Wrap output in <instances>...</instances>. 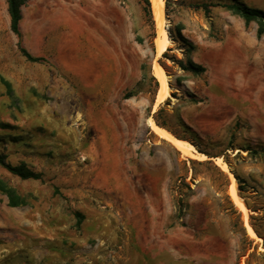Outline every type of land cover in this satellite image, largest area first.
Segmentation results:
<instances>
[{
	"label": "rangeland",
	"instance_id": "obj_1",
	"mask_svg": "<svg viewBox=\"0 0 264 264\" xmlns=\"http://www.w3.org/2000/svg\"><path fill=\"white\" fill-rule=\"evenodd\" d=\"M163 2L167 57L143 0H27L30 62L0 0V78L13 92L0 82V154L41 174L0 166L27 202L0 194V264H264V35L221 7L264 0ZM155 64L169 80L156 107ZM154 119L207 159L157 138Z\"/></svg>",
	"mask_w": 264,
	"mask_h": 264
},
{
	"label": "trees",
	"instance_id": "obj_2",
	"mask_svg": "<svg viewBox=\"0 0 264 264\" xmlns=\"http://www.w3.org/2000/svg\"><path fill=\"white\" fill-rule=\"evenodd\" d=\"M7 5V13L10 20V30L11 32L18 38V49L21 52V54L30 62H37L40 58H34L32 57L22 46H21V32L19 29V23L21 21V7L25 5L27 0H5ZM146 4L149 14H150V2L149 0H143ZM222 8H225L228 11H231L234 15L239 16L244 21L245 26H248L250 23H255L257 25V37L261 38L264 35V11L252 8L244 3L241 2H233L229 4H222ZM205 13H207V6H204ZM193 46L189 45L188 49H192ZM163 57H167V53L164 52L162 54ZM174 61V60H173ZM186 62L188 69L191 72L195 73H202L204 71V68H202L199 65L194 64L188 57H186ZM1 84L6 88V94L9 97H12L13 92L11 89V86L9 82H7L5 79L0 78ZM159 110L158 112H160ZM154 122L157 126L162 127L166 130V126L159 122L157 119H154ZM173 136H175L178 139H181L179 136L173 133ZM0 166L4 168L7 172L10 174L22 179H33V180H39L41 179V174L32 171L24 162H21L17 165H11L10 163L5 161V155L0 154ZM238 183H241V180L238 179ZM240 187V186H239ZM241 190V188H239ZM0 194L4 195L7 198V205L10 208H17L27 205L26 199L20 197L16 191L8 186L5 182L0 180ZM80 217V216H79ZM81 220V218H80ZM79 223V222H78Z\"/></svg>",
	"mask_w": 264,
	"mask_h": 264
},
{
	"label": "bare ground",
	"instance_id": "obj_3",
	"mask_svg": "<svg viewBox=\"0 0 264 264\" xmlns=\"http://www.w3.org/2000/svg\"><path fill=\"white\" fill-rule=\"evenodd\" d=\"M151 11L153 18L155 20V27H156V39H155V49L156 55L162 54L164 51L167 50L170 46H172L173 42L167 37L166 28H167V21L164 17V2L163 0H149ZM154 76L159 81V89L157 92L156 100L154 103V107L160 105L163 101H165L169 96V88L167 86L168 78L165 76L163 70L160 66L155 64L153 66ZM169 81V80H168ZM171 90V89H170ZM150 130L161 140H165L169 143L176 151L180 152L183 156H187L190 158H197L199 160H205L207 157L203 154L198 153L194 147L189 144L188 142L178 139L172 134H170L166 129L157 126L152 120L148 122ZM215 163L220 167V169L229 175L230 184L228 187V194L231 197L232 201L234 202L237 209L243 213V216L247 215V208L244 205L242 199L237 194L236 190V181L232 173L229 171L227 164L220 158H215ZM245 228L247 235L251 239L259 240V237L256 235L252 227L245 221Z\"/></svg>",
	"mask_w": 264,
	"mask_h": 264
},
{
	"label": "crops",
	"instance_id": "obj_4",
	"mask_svg": "<svg viewBox=\"0 0 264 264\" xmlns=\"http://www.w3.org/2000/svg\"><path fill=\"white\" fill-rule=\"evenodd\" d=\"M170 133V132H169ZM171 134V133H170ZM156 136V135H155ZM157 137V136H156ZM158 138V137H157ZM160 139V138H159ZM165 141V140H164Z\"/></svg>",
	"mask_w": 264,
	"mask_h": 264
}]
</instances>
